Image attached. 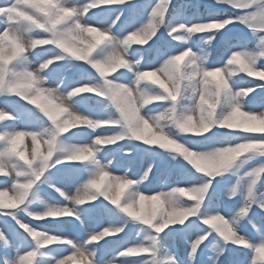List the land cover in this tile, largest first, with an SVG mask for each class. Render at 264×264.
Segmentation results:
<instances>
[{
  "label": "snow or ice",
  "instance_id": "obj_1",
  "mask_svg": "<svg viewBox=\"0 0 264 264\" xmlns=\"http://www.w3.org/2000/svg\"><path fill=\"white\" fill-rule=\"evenodd\" d=\"M0 264H264V0H0Z\"/></svg>",
  "mask_w": 264,
  "mask_h": 264
}]
</instances>
